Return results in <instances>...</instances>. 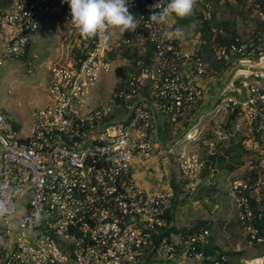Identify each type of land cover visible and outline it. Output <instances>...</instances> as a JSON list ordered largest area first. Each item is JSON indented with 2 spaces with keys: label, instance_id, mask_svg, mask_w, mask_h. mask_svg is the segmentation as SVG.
Instances as JSON below:
<instances>
[{
  "label": "built area",
  "instance_id": "2783aa9c",
  "mask_svg": "<svg viewBox=\"0 0 264 264\" xmlns=\"http://www.w3.org/2000/svg\"><path fill=\"white\" fill-rule=\"evenodd\" d=\"M166 3L129 0L138 25L128 36L107 26L80 37L72 56L51 68L49 103L34 113L28 135L0 109V199L12 207L0 216V264H143L167 224L175 192L165 178L168 189L149 194L133 175L132 162L137 154L148 159L158 152L155 137L163 117L181 127L191 121L171 153L186 139L211 155L233 141L242 145L247 176L231 181V195L248 244L264 242L259 226L264 223V30L216 47L218 57L232 66L210 75L197 53L201 44L187 50L183 36L163 38L175 28L174 16L159 25L150 21L154 6ZM195 4L210 16L212 0ZM52 5L53 0H13L0 10V67L10 58L27 57ZM255 13L264 21V3L256 4ZM148 48L150 65L138 60L139 73L118 79L110 96L92 105L94 90L115 73L122 53L144 54ZM24 64L32 72V60ZM205 83L215 90L207 104ZM177 159L183 189L194 192L204 170L199 153L185 146ZM210 237L209 230L186 234L182 253L203 261L199 247ZM177 246L164 241L163 256H176ZM241 261L264 264V257Z\"/></svg>",
  "mask_w": 264,
  "mask_h": 264
},
{
  "label": "rangeland",
  "instance_id": "374dc122",
  "mask_svg": "<svg viewBox=\"0 0 264 264\" xmlns=\"http://www.w3.org/2000/svg\"><path fill=\"white\" fill-rule=\"evenodd\" d=\"M54 1L53 6L56 9L48 13L46 20L42 22L39 30L33 36L30 51L33 56L34 54L37 56L32 58V66L30 67L32 72L28 71L29 67L24 64V59L18 57L8 59L0 67V109L21 130L22 135L30 133L34 113L47 98L49 73L46 72V65L43 63L47 60L49 50L57 45L62 32L68 36V41L65 44L76 46L80 38L78 36L80 32L71 22L70 5L66 0ZM11 3L12 0H0V10L9 7ZM256 4V0L214 1L212 11L216 13L217 28H222L224 24H227L229 30H236L243 39L248 38L256 30H264V21L255 13ZM191 16L190 24H181L185 35H183V44L187 50H194L193 48L202 43L198 35L199 31L196 30L202 26V21L206 19L203 7L197 4L194 5ZM114 29L116 30L115 33L118 34L120 29L118 27H114ZM119 60L120 58L116 63L117 66L122 63ZM222 72L226 73L227 69L223 68ZM117 80L116 73L105 75L94 90L90 100L91 104L96 105L100 101L106 100ZM185 146L199 153L204 163V170L202 183L194 192L183 189L181 175L177 185V193H175L170 206L171 212L177 217L176 224L184 225L182 228H188L192 223H197L199 220L210 221L212 237L219 247L228 249V253H238L239 246L242 249L243 255L235 254L232 256L231 264H244L242 259L250 260L253 257H264V244L250 246L242 236L238 221L239 210L231 195V181L243 177L245 163L243 162L241 167L232 172L226 168H220L217 164L212 165L209 160L211 155L209 150L197 142L186 139L183 144L174 147V154L169 156L170 163L165 166V169L169 170L172 165L174 175H176L177 170L175 168H177L178 163L176 155ZM218 154L225 155L224 149L216 155ZM225 157L227 161H230L227 155ZM156 173L157 175L161 174V171H156Z\"/></svg>",
  "mask_w": 264,
  "mask_h": 264
},
{
  "label": "trees",
  "instance_id": "16d2710c",
  "mask_svg": "<svg viewBox=\"0 0 264 264\" xmlns=\"http://www.w3.org/2000/svg\"><path fill=\"white\" fill-rule=\"evenodd\" d=\"M13 1V0H12ZM213 3L214 1H221V0H212ZM257 4L264 3V0H256ZM55 1L53 0V3ZM213 10V8H212ZM211 10V14L208 18L202 21V26L198 27L196 31H199V36L200 39L202 40L201 45L197 49L198 56L200 60L202 61L204 68L206 69V72L210 75L216 73L217 71H222L223 68H226L227 70L232 66V62L220 59L216 53V47H219L220 45H225L229 44L232 42L236 37H240L236 30H229L227 24L223 25V29L225 31L224 34H215L214 30L215 29H220L217 28V25L215 23V18H216V13ZM135 13H138L137 10H135ZM202 17V15H200ZM176 17V16H175ZM190 17V18H189ZM186 17H176V22L174 27H182V25H187L190 24V21L192 20V16L189 15ZM215 23V25H213ZM198 26V25H197ZM128 31L125 30L122 32V36H128ZM81 38L86 39L88 35H84L82 33H79L78 35ZM185 36V35H184ZM31 42L29 43L28 46V51L30 49ZM152 54V48H148V50L144 53L141 54L137 50H130L128 52L122 53L121 60H126V63L118 65L115 69L116 76L118 77L119 80L126 79L130 75H134L140 72L141 67L137 64L138 60L144 59V67H147L150 65L151 57ZM184 122V127L182 128V133L183 131H187V127L190 125V120L183 121ZM168 123L176 125L177 121L169 120ZM178 124V123H177ZM180 134V133H178ZM224 149L225 155H227L230 158V161H227L225 155H210L209 160L210 164L215 165L217 164L220 168H226L229 171H234L238 167H241L243 162H244V149L242 145L239 143L233 141L232 143L229 144V147L227 146ZM245 163V162H244ZM208 164V165H210ZM206 169V168H205ZM207 171V170H206ZM247 173L245 172L243 177H246ZM171 208V207H170ZM168 209L166 213V221L171 222L174 219V215L171 212V209ZM239 224L242 230V236L245 231V228L241 225V219L239 217ZM211 222L208 220H199L197 223H192L190 227L188 228H181V229H174L173 227L169 228H164V234L162 236H166L167 234H171L172 232H178V233H183L184 235L186 234H195V233H200L204 230H209L211 227ZM261 228V234L264 235V223L260 225ZM211 232V231H210ZM160 236V235H159ZM159 236H155V245L157 244V241L159 239ZM161 237V236H160ZM244 237V236H243ZM264 244H256V245H262ZM158 245V244H157ZM199 250L202 251L205 255V259L203 260V264H216L221 260L222 256L226 257V260L223 262V264H231V259L232 256L235 254L243 255L242 249L238 250V253H228V249L221 248L219 245L216 243L214 237H211L208 241L203 246L199 247ZM262 257V256H259Z\"/></svg>",
  "mask_w": 264,
  "mask_h": 264
},
{
  "label": "crops",
  "instance_id": "0c3cea01",
  "mask_svg": "<svg viewBox=\"0 0 264 264\" xmlns=\"http://www.w3.org/2000/svg\"><path fill=\"white\" fill-rule=\"evenodd\" d=\"M54 9H56V7L52 5L51 11H53ZM47 16L48 14L45 16L43 21L46 20ZM174 19L176 20V17ZM33 39L34 37L31 40V45L27 57L23 58L24 60L28 58L32 60L33 57L37 56V54H34L33 56L32 52L30 51ZM67 41L68 36H66L65 33L62 32L60 34L57 45L53 46L51 50H49V55L46 58L47 60L43 63L44 65H46V72L49 73V77L46 73L47 77L49 78L48 85L50 84L52 79L51 68L55 64L63 62L64 60L70 58L73 54L72 49L74 48V46H71L67 43L65 44V42ZM124 62L125 60L123 59V64ZM205 87L207 89V94L204 103L207 104L211 103L210 101L212 100L215 90L213 87L209 88L210 86L207 83H205ZM48 103L49 95L47 92V98L39 108L46 106ZM163 120L164 122L161 123L162 125L158 130L159 134L157 137H155L156 143H158L159 146L158 152L148 159L144 158L141 154H137L135 155L132 162L133 175L135 176L139 184L151 195H154L155 193H158L162 190H167L168 187L164 185L163 180L165 178L169 179V177L171 180V188L175 193H177V185L179 184L181 179L178 163L177 168H175L177 170L176 175H174V167L171 164L169 170H166L165 166L170 163L169 156L174 154V152L171 153L169 151V148L173 145V142L183 134L181 132L182 127L177 123L176 125L168 123L170 120L168 118L166 120V118L163 117ZM156 171H161V174L157 175ZM175 214L177 215V213ZM176 219L177 217L174 216V219L171 222H167L165 228L173 227L174 229H181L182 227H184V225H177L175 222ZM164 231L165 229H163L162 232L158 234V236H161H159V239L157 241L158 245L156 244L155 247L146 250L143 264H203V261L201 259L188 258L182 253V248L186 244L185 235L183 233L172 232L171 234L162 236L164 234ZM164 241L172 242L178 245L177 255L173 258L166 259L163 256L161 245Z\"/></svg>",
  "mask_w": 264,
  "mask_h": 264
},
{
  "label": "clouds",
  "instance_id": "9594fccd",
  "mask_svg": "<svg viewBox=\"0 0 264 264\" xmlns=\"http://www.w3.org/2000/svg\"><path fill=\"white\" fill-rule=\"evenodd\" d=\"M70 5L71 22L77 30L84 34H94L107 26L118 27L121 31L136 29L138 19L129 10V0H66ZM195 0H167V3L149 15L151 22L159 25L168 22L172 16L186 17L192 14ZM184 35L182 27L171 28L163 32V38ZM20 189L17 188V191ZM12 207L9 202L0 199V216L10 214Z\"/></svg>",
  "mask_w": 264,
  "mask_h": 264
}]
</instances>
